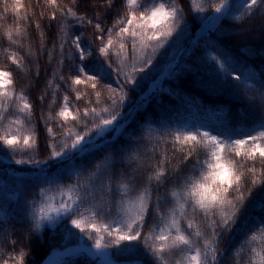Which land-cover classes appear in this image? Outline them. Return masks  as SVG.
Here are the masks:
<instances>
[{"label": "snow or ice", "instance_id": "1", "mask_svg": "<svg viewBox=\"0 0 264 264\" xmlns=\"http://www.w3.org/2000/svg\"><path fill=\"white\" fill-rule=\"evenodd\" d=\"M72 2L75 4L76 0ZM104 3L108 14L115 12V19L108 27L104 26L100 13L89 18L86 13L64 5L62 0H44L47 12L40 11L39 19L35 18L36 12L27 10L23 0H13L10 7L9 0H3V14L11 13L15 17V26L3 30L10 46L24 47L22 41L28 35L30 25L40 30L43 37L41 21L56 22L62 57L65 46L70 45L67 59L72 62L70 71L75 73L68 78L70 90L75 93L76 101L87 105L76 107L68 94H63L56 113L62 120L60 127L68 126L71 121L80 124L81 130L67 131L58 145L54 142L55 133L48 128L53 141L45 145L47 157L37 159L30 154L38 147L35 131L30 127L33 105L24 90L17 91L13 73L0 68V150L28 154L27 158L15 160V163L33 166L32 170L37 173L35 179L43 184H56L60 194L57 202L53 197L45 196V189H40L42 199L31 202L30 230L37 239H42L45 229L54 231L67 220L78 232L65 224L62 240L71 242L74 238L77 241L86 238L94 241L90 246H83L84 250L81 246L64 245L60 254L69 259H57L50 264H73L70 258L77 255L90 257L99 264H118L123 253L132 254L141 248L151 258V264H169L166 256L174 251L181 253L175 264H221L224 250L220 244L237 233H243L244 239L234 255L240 257L247 248L246 264H264V70L258 79L257 73L247 64L240 63L229 51L212 43L209 37L222 19L243 22L256 15L264 16V0H238V14L232 13L229 0L218 3L190 0L191 11L197 13L194 19L202 25L201 36L209 37L208 46L215 49V52L206 53V60L215 64L222 79L237 81L245 86L246 92L252 93L242 96L234 85H228L236 99L246 100L254 109L247 112L248 115L260 113L253 127L244 132L222 127L214 134L205 130L203 124L185 123L174 131L162 126L154 132L145 115L142 135L138 138L127 129L136 113L146 111L149 95L141 94L139 101L129 96V91L139 92L141 88L136 74L144 73L139 81L148 79L154 58L162 54L166 45L171 48L184 37L189 22L174 0H119V10L117 0H104ZM205 3L209 7H205ZM205 13L209 14L200 15ZM86 25L94 27L93 38H87L82 31L79 34L70 31L74 26ZM86 39L87 44L84 43ZM129 51L138 54V59L131 64L127 63ZM184 51L188 52L187 49ZM240 51L250 54L252 50L242 47ZM94 53L95 61L85 64ZM29 54H32L30 50ZM191 55H195V50ZM8 58L18 69L24 70L23 58L16 51H10ZM175 61L173 56L161 70L164 77L176 78L178 70L194 72L192 66H181ZM58 64L63 68L64 59ZM125 68H131V73L124 71ZM38 69L37 65V76L40 74ZM56 76L54 73L53 79ZM58 78L65 80L63 75ZM102 80H112L117 86L112 88L111 83L103 84ZM48 84L51 87L52 81ZM154 84L156 82L152 88ZM81 85H90L97 105L101 103V90L110 92L107 99L111 107L104 106L98 111L92 99H86L87 93L77 89ZM59 87V84L55 85L52 104L56 103L55 91ZM160 91L165 90L161 88ZM167 91L169 95L173 94L171 89ZM44 98L40 96V101ZM177 99H181L179 94ZM181 103L185 101L181 99ZM126 105L127 112L123 111ZM10 110L16 115L10 116ZM246 111L242 109L241 115ZM49 118H52L51 114ZM5 119H8L7 125H4ZM145 140L157 143L150 148L145 145L147 152L142 157L140 143ZM169 143L173 149L171 154L166 147ZM161 145L165 146L163 151L159 150ZM100 153L104 155L96 160ZM145 159L148 164L143 163ZM87 163L92 164L93 170L87 173L86 180H81ZM65 175L75 177L76 182L61 184ZM142 175L143 181L140 180ZM165 182L171 185L165 195L172 201L166 215L160 211L162 197L155 195ZM85 202H90L91 207L84 208ZM150 209H155L159 223L146 231ZM114 213L111 224L96 223L98 214L112 217ZM197 215L202 218L199 223ZM7 219L0 211V224L6 223ZM253 220H259V224L249 228ZM15 243L10 241L13 247ZM184 249L188 251L185 253ZM3 255L0 250V257ZM25 255L22 250L15 255L9 253L2 264H24ZM130 258L137 264H144L140 256Z\"/></svg>", "mask_w": 264, "mask_h": 264}, {"label": "trees", "instance_id": "2", "mask_svg": "<svg viewBox=\"0 0 264 264\" xmlns=\"http://www.w3.org/2000/svg\"><path fill=\"white\" fill-rule=\"evenodd\" d=\"M174 2L183 9L184 17L189 22V29L184 37L176 42V45L171 48L166 45L165 49L161 50L162 54H158L154 58L153 68L148 79L139 81V77L143 76L144 73L136 74L138 82L141 83V88L139 92L129 91V96L139 101L141 94H147L149 99L145 105L146 111L141 110V112L136 113L135 119L132 120L127 129L128 132L132 133L134 137H140L142 135L141 125H143V117L145 115L148 117L154 132L157 129H162V126L168 131H174L185 123L203 124L205 125V130L213 131L214 134L222 127L229 128L235 132L250 130L255 120L259 118L260 113L256 111L254 115H248L247 112H253L254 109L248 105L246 100L236 99L233 90L228 85H234L242 96H250L252 93L246 92L245 86L237 81L230 78L222 79L217 73L215 64L210 60H206V53L215 52L214 48L208 46L209 37H211L212 43L229 51L240 63L247 64L257 73V78L259 79L260 72L264 70V16L256 15L254 19H245L243 22L222 19L217 24V30L214 34L209 33V37H202L199 35L202 25H200L198 20L194 19L197 13L191 11L190 0H174ZM218 2L219 0H212V3ZM12 3L13 0H9V7ZM23 3L29 12L34 11L37 13L36 19H39L38 14L40 11L47 12L44 0H39V2L38 0H23ZM62 3L69 7H74L78 12L86 13L89 18H94L97 12L100 13L105 27L110 26L115 19V12L107 13L104 0H76L75 4H73L72 0H62ZM237 4L238 0H229V7L233 14H238ZM205 7H209V5L205 3ZM117 9H120L119 0H117ZM206 14L209 13L200 15ZM0 16L4 17L0 19V68L13 73L17 91L24 90L33 105L30 127L35 131V140L38 147L30 154L37 159H45L48 155L45 145L47 142L53 141V135L48 132V128H51L55 133L54 142L58 145L64 139V134L67 131L81 130L80 124L71 121L68 126L60 127L62 120L56 117V113L59 111L63 94L67 93L71 103L76 107L83 108L87 106L83 101L75 100V93L69 87L70 81L68 78L70 75L75 74L70 71L72 62L67 59L70 45L65 46V53L62 57L59 51L60 40L56 22L49 24L47 20H42L43 37L40 35V30H37L34 25H30L27 29L28 35L22 41L24 47L10 46L3 36V30L9 26H15V17L11 13L3 14V0H0ZM70 31L76 34L82 31L87 38H93L94 27L92 25L84 27L74 26ZM87 42L88 40L86 39L84 43L87 44ZM41 44H43V48ZM242 47H250L251 53H242L240 51ZM184 49H187L188 52H185ZM29 50L32 54H29ZM193 50H195L194 56L191 55ZM10 51H16L23 58L24 70L18 69L11 63L8 58ZM50 54L51 59H49ZM173 56L176 57L175 62L177 64L181 66L190 65L195 69L194 72L187 73L178 70L176 78L164 77L161 70L167 66ZM62 58L64 59L63 68L58 64V61ZM95 59L94 53L92 57L85 61V64L92 63ZM112 59L115 60L116 58L112 57ZM136 59H138V54L129 51L127 63L131 64ZM37 65L39 66V76L36 75ZM115 67L114 63L113 68ZM124 71L131 73V68H125ZM54 73L57 74L55 79H53ZM59 75H63L65 80H59ZM165 75H167L166 70ZM49 81H52L51 87H49ZM154 82L156 84L153 85V88L157 87L155 90L151 87ZM102 83H111L112 88L117 86L112 80H102ZM252 83L257 88L259 87L256 81ZM57 84L60 87L55 91L56 103L52 104L53 91ZM97 88L100 89V85ZM161 88L165 91L161 92ZM77 89L87 93L86 99H92L93 106H96L98 111L104 106L111 107L107 99L111 93L107 90H101V103L97 105L95 104V95L90 85L87 87L83 85L77 86ZM169 89L173 91L172 95L168 94L167 90ZM177 94L185 103H181V99H177ZM42 95L45 97L43 102L40 101V96ZM242 109L247 110L243 116L241 115ZM123 111H128V105L125 106ZM50 114L51 119L49 118ZM9 115L15 116L16 113L10 110ZM7 124L8 119H5L4 125ZM236 138L242 137L237 136ZM156 143L155 140L141 141V156L145 155L147 148L152 147ZM145 145H147V148ZM164 147L161 145L159 150L163 151ZM166 147L169 154H171L173 151L171 143ZM27 155L24 152L13 154L10 150H0V206H2L0 211H3L8 217L6 223L0 224V250L4 253L0 257V264H2L3 259L7 258V254L15 255L21 250L26 254L24 264H44L54 255L62 256L60 253H63L64 245L68 247H79L81 244L90 246L94 242L86 238L78 241L74 238L71 242L62 240L64 225L67 224L69 228H72L67 220L54 231L45 229L42 239H37L36 235L30 230L31 202L42 199L40 189H45L46 197L59 194V190L54 183L48 185L38 182L35 179L37 173L32 170L33 166L15 163V160L27 158ZM103 155L104 153H100L95 159L99 160ZM200 158L203 159V155ZM158 159L159 155H157ZM148 162L147 159L143 161L145 164H148ZM151 162L155 163L156 161ZM92 170V164L87 163L85 172L81 175V180H86L87 173ZM140 180H144L143 175ZM75 182L76 178L69 175L63 176L60 181L63 185H71ZM170 186L168 182H165L159 192L155 193V195L162 197L160 211L165 215L167 214V209L172 207V201L165 195ZM90 207L91 203L85 202L84 208ZM25 213H28L27 219L25 218ZM87 214L85 212V215ZM114 218L115 213L112 217L98 214L96 223L111 224ZM201 220L202 218L197 215V222L199 223ZM154 223H159V221L156 217L155 209H150V216L145 230L147 231ZM257 224H259V220H253L249 224V228H254ZM72 230L78 232L74 228ZM233 231L235 232V230ZM243 239L244 234L237 233L232 239H225L220 244V248L224 250L221 264H237V260H239V264H246L248 258L247 248L244 249L240 257L234 255V251L239 248ZM10 241L16 242L14 247L10 244ZM108 251L112 252L115 250L108 249ZM183 251L186 253L188 250L184 249ZM131 256H140L144 264H151V258L144 254L142 248L139 252L132 254L123 253L118 264H137L135 259L130 258ZM180 256V252L174 251L166 256V259L169 260V264H175V261L180 259ZM65 259L69 258L62 256V260ZM70 259L73 264H90V261L92 264H99L98 261H94L84 255L73 256Z\"/></svg>", "mask_w": 264, "mask_h": 264}, {"label": "rangeland", "instance_id": "3", "mask_svg": "<svg viewBox=\"0 0 264 264\" xmlns=\"http://www.w3.org/2000/svg\"><path fill=\"white\" fill-rule=\"evenodd\" d=\"M49 197H53L54 200L57 201V202L60 200V194H54V195H51ZM80 246H81V250H84L83 249V246H85V245L84 244H81ZM74 251H76V250H74ZM57 259L62 260V256H60V255H54V256L50 257L44 264H50L51 261H55Z\"/></svg>", "mask_w": 264, "mask_h": 264}]
</instances>
